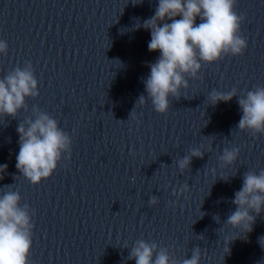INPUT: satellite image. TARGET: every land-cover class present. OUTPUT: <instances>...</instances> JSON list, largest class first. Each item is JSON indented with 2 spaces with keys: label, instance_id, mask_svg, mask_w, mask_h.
I'll list each match as a JSON object with an SVG mask.
<instances>
[{
  "label": "clouds",
  "instance_id": "obj_1",
  "mask_svg": "<svg viewBox=\"0 0 264 264\" xmlns=\"http://www.w3.org/2000/svg\"><path fill=\"white\" fill-rule=\"evenodd\" d=\"M237 2L158 0L154 15L144 20L142 27L150 30L149 52L159 51L160 55L155 62L148 64L150 73L143 79L146 95H140L136 107L144 106L150 100L156 113L166 115L171 100H179L182 89H188L189 79L201 78L199 74L204 65L216 63L226 56L244 54L248 43L241 35V25L246 17L237 13ZM7 53V42L0 40V55ZM38 96V80L32 63L28 61L23 68L15 67L0 77V118L17 119L21 110H27V98ZM234 97L238 98L242 112L237 129L253 137L264 135V86H255L243 95H238L235 87L228 92L213 89L207 102L215 106ZM33 114L34 118L20 121L16 128L19 152L15 167L32 185H38L52 176L63 159L70 158L72 139L47 112L34 106ZM204 154L200 148H192L178 159L175 163L181 174L190 168L193 158L203 159ZM239 155V147L223 148L219 156L220 166H233ZM7 167V164L0 165V172H6ZM210 171L215 175L216 169ZM3 187L7 191L0 189V264H31L35 211L27 203L21 204L22 197L18 190H13L12 184ZM188 190L189 185L184 184L179 190L174 189L173 195ZM231 202L235 211L229 213L224 224L238 233L235 239L246 238L257 217L264 213V169L246 171L242 187L234 193ZM158 203L156 196L150 197V206ZM203 216L204 213L201 218ZM213 219L221 223L218 214ZM233 240L228 236L224 243L227 246ZM262 240L264 237L260 238V243ZM201 257L202 249L198 246L192 249L191 258L180 260L167 247H161L155 241L138 239L131 247L128 259L134 260L135 264H200Z\"/></svg>",
  "mask_w": 264,
  "mask_h": 264
}]
</instances>
